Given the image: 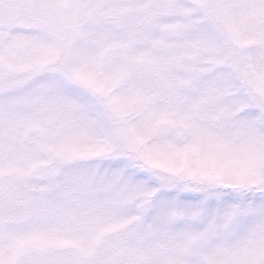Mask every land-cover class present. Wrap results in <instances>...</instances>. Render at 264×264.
<instances>
[{"label":"snow or ice","instance_id":"1","mask_svg":"<svg viewBox=\"0 0 264 264\" xmlns=\"http://www.w3.org/2000/svg\"><path fill=\"white\" fill-rule=\"evenodd\" d=\"M0 264H264V0H0Z\"/></svg>","mask_w":264,"mask_h":264}]
</instances>
